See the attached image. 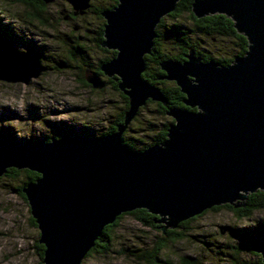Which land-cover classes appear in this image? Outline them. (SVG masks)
<instances>
[{
    "label": "water",
    "instance_id": "1",
    "mask_svg": "<svg viewBox=\"0 0 264 264\" xmlns=\"http://www.w3.org/2000/svg\"><path fill=\"white\" fill-rule=\"evenodd\" d=\"M42 1L66 2L73 16L92 2ZM116 1L101 13V46L117 54L100 70L128 98L123 123L103 136L64 134L27 144L0 138V177L10 168L40 175L23 193L45 247L43 264H81L103 229L125 213L145 209L166 233L213 207H243L249 194L264 191V0L193 2L197 18H231L248 50L228 66L205 62L192 50L184 62H162V79L175 82L189 109H169L174 122L166 140L142 151L122 137L148 101L167 105L160 88L143 78L145 56L157 26L180 0ZM44 60L36 47L19 51L0 35V81L29 84L47 70ZM85 80L96 90L106 86L92 70ZM251 250L264 263V240L252 242Z\"/></svg>",
    "mask_w": 264,
    "mask_h": 264
},
{
    "label": "rangeland",
    "instance_id": "2",
    "mask_svg": "<svg viewBox=\"0 0 264 264\" xmlns=\"http://www.w3.org/2000/svg\"><path fill=\"white\" fill-rule=\"evenodd\" d=\"M110 4L108 0H92L82 16L67 19L72 7L56 1L40 13L41 24L35 17L36 11L19 0H0V18L14 29V46L22 51L24 46L36 44L47 66V70L29 84L0 81V132L13 135L23 144L31 143L30 140L51 141L63 128L76 135L86 130L89 135L100 136L123 112L125 102L120 90L108 83L109 79L115 82V78L102 77L106 83L102 90L86 87L81 82L87 70L113 56L97 46L105 20L96 11ZM179 20L191 25L186 16ZM192 41H199L203 50L215 58L234 61L239 57V46L234 38L194 36ZM163 48L169 55L178 53L171 39H164ZM77 52H82L83 56ZM169 83L171 81L165 86L169 87ZM172 120L160 115L156 104H148L129 125L125 137L143 148ZM25 180V174L18 178L0 177V264H40L43 261L36 248L40 231L31 222L27 199L16 191ZM229 227L263 242L255 229L264 228V211L254 212L251 218L244 220H238L227 209L209 211L187 226L177 227L176 231L184 234L185 239L178 242L170 239L159 257L167 264H186L187 260H197L200 264H232L233 258L256 264L262 260L261 255L247 249L246 242L231 234ZM164 237L160 229H152L134 216L126 215L113 232L111 250L85 257L81 264H147L156 242Z\"/></svg>",
    "mask_w": 264,
    "mask_h": 264
},
{
    "label": "trees",
    "instance_id": "3",
    "mask_svg": "<svg viewBox=\"0 0 264 264\" xmlns=\"http://www.w3.org/2000/svg\"><path fill=\"white\" fill-rule=\"evenodd\" d=\"M108 1L111 3L108 7L97 8V11H96L97 15L102 20L104 18L101 13L106 9H113L118 4L116 0H108ZM194 1L195 0H180L175 10L172 13L168 14L166 17L162 18L161 22L159 23L156 29L157 37L154 40V46L152 49V53L150 55L145 56L146 70L143 73V78L144 80L148 81L150 84L156 87H159L160 90L165 95V98L167 100L166 106L161 103H157L153 101H148L146 105L153 104V103L156 104L158 106V112L160 115H167L168 110L171 108L189 109L183 103V100L185 99V95L181 92L180 88L175 84V82L171 81V84L169 83L170 84L169 87L165 86L168 83V80L162 79V77L165 76V73L160 68V65L162 62H164L165 60H170V59L176 60L178 62H184L186 54H188L191 50L194 51L195 54L198 57H201L202 60L205 62L215 60L221 66H228L230 63L233 62V59L215 58L211 54H207L203 50V47L201 46V43L199 41L198 42L192 41L194 36L208 37V36L216 35V36H221V37L234 38L237 41V45L239 46V52L237 55L239 57L244 56L248 50L249 43H248L247 38L244 35L238 33V31L234 27V22L232 21L231 18H228L225 15H221V14L206 16L203 18H197L192 12V4ZM19 2L23 4L24 6H26L27 8H30L36 11L35 17H37V20H39V22L43 24V20L40 16V13L44 12L46 7L49 4H45L42 0H19ZM69 15L70 14H68V16ZM72 15H73V11L69 17H71ZM184 16L188 18V20L191 22V25H186L184 22L179 20L180 18ZM74 18L76 19V17ZM104 26H105V22L103 24V28L100 31V38L97 41L98 43L97 46L99 49L105 51L106 53H112L113 56L102 59L97 64V66L94 69H92V71L95 72L101 78L104 77V75L100 70V66L104 62H107L111 60L112 58H114L117 54L116 51L109 52L108 49L102 48L101 46V43L104 40V37H103L104 36ZM0 35H3L4 37H6L9 41L12 42L13 45L15 44L14 38H13V36L15 35L14 29L10 27L8 24H5L3 18H0ZM166 38L171 39V43L174 46V48L178 49L177 54L172 56L164 51L163 43H164V39ZM25 44L26 43H24V45ZM34 47L38 48L36 44H34ZM79 50L81 51L80 48ZM77 53H80L81 56H83L82 52H77ZM88 66L91 67L90 64ZM81 82L86 87L90 88V85L86 82L85 78H82ZM110 82L114 84L113 86L115 87V89L119 90L118 81L113 82L111 79H109L108 83ZM121 97L124 99V102H125V108L123 112L118 115L116 120L100 136L115 132L117 130L118 125L123 123L125 112L129 108V102H128V98L122 92H121ZM142 108H140L137 116L140 114ZM173 122H174L173 120L171 122H166L161 128L160 132L152 139V142L145 145L143 148H138L132 140L125 137V133L123 134V137H122L123 143L127 147L133 150H137V151L145 150L146 148L153 146V145H158L162 143L164 140H166L168 127ZM81 132H82L81 133L82 135H89L86 132V130H82ZM64 134L76 135L71 130H67L63 128L57 132V135L55 138H58ZM89 136H96V135H89ZM0 138H7V139L16 141L14 136L8 133L0 132ZM47 141H50V139L42 140L39 142H47ZM28 142L36 143L38 141L30 140ZM18 143H21V142H18ZM21 174H25L26 180L24 181L21 187L16 188V191L24 200H26V196L23 193V188L28 183L35 182L40 177V175L36 172L30 171L27 169L17 170L14 168H10L8 169L7 173L4 174V176L10 177V178H18ZM221 209H227L231 211L238 220L249 219L252 217L254 212L264 211V191L258 190L254 193L249 194L247 200L244 202L243 207L234 208L233 206L229 204L216 206V207L211 208L210 210L204 211L202 214L194 218H191L181 223L179 227L187 226L193 220H196L197 218L204 216L209 211H218ZM126 215L134 216L139 222H141V224L145 226H148L152 229L161 230L160 225L156 222L158 217L153 214H150L145 209H139L133 212L122 214L119 217H117V219L115 220L113 224H109L103 229L102 235L101 237L97 239L95 247L89 251L86 257L92 256V254L94 253L104 254L111 250L113 239H114L113 232L115 228L119 225L123 217ZM31 222L35 227H37V224L33 218H31ZM229 230L231 234L237 237H240L241 240L247 243L248 250L251 249L252 242L258 241L252 235L243 233L234 227H229ZM255 230H256L255 232L258 235V237L264 239V228L263 227L256 228ZM164 234H165V237L159 239V241L156 242V246L152 249V252H150L152 253V255L150 256L149 260L147 259V264H167L166 261L161 260L159 255L168 246L169 240L171 239L170 240L171 242H178V241H182L185 239V235L182 233H178L176 229H169ZM36 248H37V253L39 257L42 260L44 257L45 247L44 245L40 244L38 241V243L36 244ZM234 254L237 256L240 255V253H237V252H234ZM40 264H43V263L40 262ZM186 264H200V263L197 260H191V261L187 260ZM232 264H252V263L242 262L241 260L233 258ZM256 264H264V263L262 262V260H259Z\"/></svg>",
    "mask_w": 264,
    "mask_h": 264
},
{
    "label": "flooded vegetation",
    "instance_id": "4",
    "mask_svg": "<svg viewBox=\"0 0 264 264\" xmlns=\"http://www.w3.org/2000/svg\"><path fill=\"white\" fill-rule=\"evenodd\" d=\"M74 17H77V16H73V15H72L70 18H74ZM66 18L68 19V18H69V16H67Z\"/></svg>",
    "mask_w": 264,
    "mask_h": 264
},
{
    "label": "bare ground",
    "instance_id": "5",
    "mask_svg": "<svg viewBox=\"0 0 264 264\" xmlns=\"http://www.w3.org/2000/svg\"><path fill=\"white\" fill-rule=\"evenodd\" d=\"M25 144H27V143H25Z\"/></svg>",
    "mask_w": 264,
    "mask_h": 264
}]
</instances>
